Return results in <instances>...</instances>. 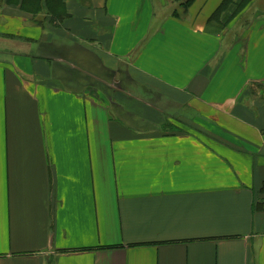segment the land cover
<instances>
[{"label": "crops", "instance_id": "0c3cea01", "mask_svg": "<svg viewBox=\"0 0 264 264\" xmlns=\"http://www.w3.org/2000/svg\"><path fill=\"white\" fill-rule=\"evenodd\" d=\"M222 1L0 2V264H264V8Z\"/></svg>", "mask_w": 264, "mask_h": 264}, {"label": "trees", "instance_id": "16d2710c", "mask_svg": "<svg viewBox=\"0 0 264 264\" xmlns=\"http://www.w3.org/2000/svg\"><path fill=\"white\" fill-rule=\"evenodd\" d=\"M180 1L184 9L189 8L196 0H175ZM230 1V0H229ZM247 3L248 0H234L228 5V0H223L221 5L209 18V25L216 26L217 30H222L226 27L235 17L239 15L241 10L236 12V7L240 6L242 2ZM6 4L20 3L21 11L33 15H38L43 12L52 14L53 16L59 13V8L63 3L62 0H0ZM249 3V2H248ZM242 6V5H241Z\"/></svg>", "mask_w": 264, "mask_h": 264}, {"label": "rangeland", "instance_id": "374dc122", "mask_svg": "<svg viewBox=\"0 0 264 264\" xmlns=\"http://www.w3.org/2000/svg\"><path fill=\"white\" fill-rule=\"evenodd\" d=\"M232 2H234V0H228V5L231 4ZM249 2V3H248ZM254 6L249 10L248 8L253 5ZM242 5V6H241ZM240 6L236 7V12H238L239 10H241V12L239 13V16H241V21L239 23V25L235 26L229 34L228 36L230 38H232V36L234 35V32L236 33V30H242V27L240 26L242 23L245 27L246 23L250 20V18L252 17V14L256 11V10H261L264 8V0H248L247 3H245V1L242 2Z\"/></svg>", "mask_w": 264, "mask_h": 264}]
</instances>
